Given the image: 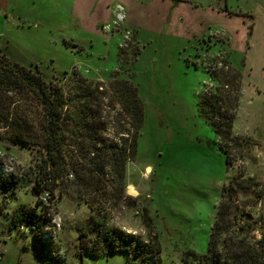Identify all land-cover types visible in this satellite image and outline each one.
Instances as JSON below:
<instances>
[{
	"label": "rangeland",
	"instance_id": "374dc122",
	"mask_svg": "<svg viewBox=\"0 0 264 264\" xmlns=\"http://www.w3.org/2000/svg\"><path fill=\"white\" fill-rule=\"evenodd\" d=\"M112 1L117 4L111 18H96L94 9L77 16L75 0H11L17 6L11 4L13 17L7 21L0 16V56L7 54L33 69L39 66L46 80L65 85L69 98L65 127L70 169L49 200L62 215L55 241L64 258L61 264H150L135 246L130 252L96 255L81 250L84 245L106 249L103 233L112 229L146 242L144 251L159 264H183L185 252L208 250L220 207L236 241H264V69L261 65L251 74L244 51L229 56L235 32L245 37L252 29L247 11L255 0ZM217 53L239 70L241 81L233 67L225 71L218 64L213 78L208 70ZM118 78L137 89L144 119L123 180L109 166L105 174H94L85 150L91 132L97 133L100 147L104 142L123 144L135 131ZM211 79L222 83L227 105V94H238L233 127L240 144L221 139L201 111ZM5 141L10 140H0ZM18 146L29 157L26 171L10 172L0 160V179L14 175L0 193V231L14 233L1 264H52L44 260L28 224L13 225L16 215L40 199L33 186L43 180L46 167L38 145ZM202 147L222 160L223 182L209 181L179 161L178 152ZM131 183L134 193L128 191ZM58 205L70 214L60 213Z\"/></svg>",
	"mask_w": 264,
	"mask_h": 264
},
{
	"label": "trees",
	"instance_id": "16d2710c",
	"mask_svg": "<svg viewBox=\"0 0 264 264\" xmlns=\"http://www.w3.org/2000/svg\"><path fill=\"white\" fill-rule=\"evenodd\" d=\"M227 8V6H226ZM211 73V71H209ZM39 66L36 69L15 62L7 54L0 56V140L9 139L13 144L28 147L30 144L38 145L43 150V158L46 167L42 171V178L33 186V192L40 196L35 201L34 207L22 210L13 218V225L24 227L26 222L35 236L43 258L52 264H61L64 261L62 255L57 254L56 248L44 233L48 221L47 208L43 204L41 195L48 191L51 200L55 197L57 184L67 175L69 161L67 159V132L65 127L66 110L69 104L66 87L58 80H46ZM213 78H215L214 74ZM212 78V79H213ZM120 84L119 93L124 103V108L129 113L135 131H132L131 139H123V144L104 142L98 147L97 133H89V142L85 150L91 155L90 166L94 174H105L107 167H111L115 174L122 180L127 170V162L136 153L138 129L143 124L142 106L140 104L137 89L123 81L116 79ZM215 80L217 91L204 96L201 103V111L210 119L218 136L225 142L229 139L243 142L241 135L234 134V124L238 106V97L232 93L228 95L229 105L226 104L222 83ZM117 87V85H116ZM229 91V90H228ZM124 99V100H123ZM218 113L220 121L214 117ZM131 129H127L129 133ZM231 140V141H232ZM227 163L230 164V151L228 150ZM12 175L2 176L0 179V193L6 186ZM229 216L220 207L217 219L213 224L209 235L208 250L204 253L187 251L183 255V264H264V241L246 243L243 238L236 241V235L228 230L227 220ZM107 240L106 249L95 251L82 246L88 254L96 255L101 252L128 251L135 246V251L142 252L143 259L150 264H159L145 249L146 242L136 239L133 234H120L119 230L112 229L103 233ZM111 237V238H110ZM81 252V251H80ZM263 252L262 256L260 253Z\"/></svg>",
	"mask_w": 264,
	"mask_h": 264
},
{
	"label": "crops",
	"instance_id": "0c3cea01",
	"mask_svg": "<svg viewBox=\"0 0 264 264\" xmlns=\"http://www.w3.org/2000/svg\"><path fill=\"white\" fill-rule=\"evenodd\" d=\"M125 2H127L126 5H128L129 0H125ZM114 3L112 0H75L74 13L77 16H82L86 13H89L90 11H93L94 9L96 10L95 12L96 18L98 17V15L104 17L105 14L111 18L113 16V10H111V7ZM118 3H123V2H118ZM11 4H13V7L14 6L17 7L16 3H11V0H0V12H1L0 16L6 17L7 21H9V19L13 17V15L9 16L10 12L14 10L13 7H11ZM115 5L113 6L114 8ZM241 13H243V9ZM247 13L249 15V23L252 26V29L249 32L245 33V37L239 36L240 31L235 32V35L232 36L234 42L230 44L229 56L231 59L232 53L236 54L238 51L239 52L244 51L246 53V59H245L246 64L248 65L251 74H254L255 68L259 70L261 69V65H262L263 66L262 68L264 69V0L253 1V7L252 8L248 7ZM19 19L21 20L22 17H20ZM96 21L104 22L103 20H99V21L96 20ZM244 32L245 30L241 34H244ZM243 38H245V40ZM259 54L261 56L260 59H258L259 63H257L255 58ZM256 64L257 66L255 67ZM232 67L234 74H236L241 81V75L239 70L236 67H234V65ZM256 88H258L257 92L261 91V89H259L260 85H258V87ZM7 234L9 233L0 231V264L1 262H3V260L6 257L7 249L4 248V246L5 245L7 246L8 240H11L12 236L14 235V233H10L9 235ZM1 237L3 238V240Z\"/></svg>",
	"mask_w": 264,
	"mask_h": 264
},
{
	"label": "clouds",
	"instance_id": "9594fccd",
	"mask_svg": "<svg viewBox=\"0 0 264 264\" xmlns=\"http://www.w3.org/2000/svg\"><path fill=\"white\" fill-rule=\"evenodd\" d=\"M179 161L188 169L211 181L223 182L224 167L222 160L210 149L186 148L177 154ZM0 160L5 163L6 170L10 172H23L30 166L26 151L10 141L0 142ZM60 213L70 214V209L64 205H58ZM53 219L60 221L62 215H55Z\"/></svg>",
	"mask_w": 264,
	"mask_h": 264
},
{
	"label": "built area",
	"instance_id": "2783aa9c",
	"mask_svg": "<svg viewBox=\"0 0 264 264\" xmlns=\"http://www.w3.org/2000/svg\"><path fill=\"white\" fill-rule=\"evenodd\" d=\"M213 61L210 62L209 66L212 65L211 69L208 71H211V73H215L216 69H217V64H218V69H224L225 71H228L229 69H231V65L228 64V60L227 58H225V56L223 55V53L220 54H216L212 57ZM212 79L210 80V88L209 89H205L206 90V95H204L205 97L212 94L213 91H217V86L215 85V82H211ZM101 88L103 89V86H101ZM225 89L229 88V83H226L224 86ZM231 89V88H230ZM229 89V91H230ZM231 92H233V90H231ZM233 94L235 95L236 93L233 92ZM213 117L217 120L220 121V116L218 115V113H214ZM129 136V134H127ZM50 196V199H49ZM41 199L43 204L46 206L47 208V217H48V221L45 225L44 228V233L46 238H48L49 240H51L54 244V248H56L57 246L55 245V241L58 237V232L62 229V219L60 221H56L53 219V216L55 215H60L57 213V211L55 210V208L53 207V205L51 204V202L49 200H51V194L48 191H45L42 195H41ZM57 243V241H56ZM57 250V248H56ZM57 254L62 255L61 251L58 252L57 250Z\"/></svg>",
	"mask_w": 264,
	"mask_h": 264
},
{
	"label": "bare ground",
	"instance_id": "6f19581e",
	"mask_svg": "<svg viewBox=\"0 0 264 264\" xmlns=\"http://www.w3.org/2000/svg\"><path fill=\"white\" fill-rule=\"evenodd\" d=\"M152 170V167L151 166H148V171H151ZM135 185L134 184H130V186H128V191H129V193H134V192H136V189H135V187H134Z\"/></svg>",
	"mask_w": 264,
	"mask_h": 264
}]
</instances>
